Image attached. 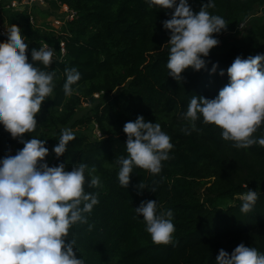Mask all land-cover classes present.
Here are the masks:
<instances>
[{"label": "trees", "instance_id": "1", "mask_svg": "<svg viewBox=\"0 0 264 264\" xmlns=\"http://www.w3.org/2000/svg\"><path fill=\"white\" fill-rule=\"evenodd\" d=\"M76 13L63 26L57 39L64 43L65 54L53 58L54 89L37 114V128L25 133L23 139L46 140L51 153L48 165L73 166L86 163L95 167L99 188L87 186L85 191L98 193L99 204L88 215V223L73 225L67 239L76 241L77 258L86 264H216L221 249L229 254L241 243L264 253V147L258 144L247 149L233 147L225 141L214 124L196 122L199 131L187 135L184 113L192 96L213 99L229 83L227 68L237 56L247 58L264 54V24L258 25L253 37L244 45L233 44L218 52L211 49L206 69L191 67L181 79L169 76L167 61L170 31L163 22L174 9L149 7L145 0H59ZM208 0H189L199 12ZM208 11L225 19L228 31L237 28L259 11L264 16V0H215ZM14 25L25 36L30 63L32 49L42 47L44 36L37 31ZM10 25L9 27H11ZM7 34L0 31V42ZM228 45V44H226ZM213 64L217 71L211 72ZM77 67L82 78L73 85V95L66 97L63 84L65 69ZM264 68V62H262ZM223 70L224 76L219 73ZM105 99L94 97L102 92ZM88 103V112L76 118L78 107ZM143 116L145 122H159L171 137L170 159L162 162L161 173L150 174L134 167L128 188L119 184L121 156H127V134L124 125ZM97 125L102 138L91 139L73 131L75 139L67 145L63 156L52 151L68 125L72 128ZM264 136V124L253 134ZM24 145L14 139L0 124V159L15 155ZM144 182L152 192L138 185ZM247 185L248 187H245ZM202 189L204 191L202 192ZM258 192V200L249 213L241 212L240 196L248 190ZM158 201V210L174 213L173 244H155L146 231L143 217L135 208L142 201ZM89 225H92L91 230Z\"/></svg>", "mask_w": 264, "mask_h": 264}, {"label": "clouds", "instance_id": "2", "mask_svg": "<svg viewBox=\"0 0 264 264\" xmlns=\"http://www.w3.org/2000/svg\"><path fill=\"white\" fill-rule=\"evenodd\" d=\"M149 7L174 9L171 18L163 22L170 31L167 69L169 76L181 79V74L191 67L195 71L206 69L210 50L220 41L213 34L227 29V22L208 9L215 8V0L204 3L199 12H194L189 0H145ZM66 5V4H65ZM68 6V5H67ZM241 28L243 25H240ZM28 45L25 36L14 25L7 28V40L0 42V124L24 147L15 155L0 159V264H86L85 258H77L74 239H67L69 231L77 223L87 224L88 215L99 204L98 193L85 191L86 174L90 177L87 186L99 188L100 178L94 173V166L86 163L73 166H49L45 157L49 149L47 141L33 136L24 140L25 133L36 130V116L43 102L53 93L55 71L45 69L53 63L55 52L49 45L32 49L29 62ZM264 54L237 56L227 68L229 83L213 99L192 96L184 119L188 121L182 131L190 135L199 131L196 122L214 124L221 131L225 141L233 147L247 149L258 144L264 147V136L253 134L264 124ZM218 64L211 69L215 73ZM225 75L223 70L219 73ZM66 80L63 92L66 97L73 95V85L81 80L77 67L65 69ZM127 134V156H121L119 184L128 188L133 168L147 170L150 174L161 173L162 162L170 159L173 144L171 137L162 131L159 122H145L141 115L124 125ZM59 143L52 151L59 158L66 152L67 145L75 139L71 129H63ZM245 187H248L245 185ZM149 188L144 182L139 190ZM241 212L249 213L258 200V192L248 190L243 194ZM135 213L143 217L146 231L155 244H173L175 225L171 209L158 210V201H142ZM92 225H89L91 230ZM216 264H264V253L255 247L239 244L229 254L221 249Z\"/></svg>", "mask_w": 264, "mask_h": 264}, {"label": "rangeland", "instance_id": "3", "mask_svg": "<svg viewBox=\"0 0 264 264\" xmlns=\"http://www.w3.org/2000/svg\"><path fill=\"white\" fill-rule=\"evenodd\" d=\"M66 9L65 5L60 4L59 0H0V31L7 34V28L15 23L22 25L24 28L35 30L45 37L42 39L43 46L49 45L54 48L53 58H62L64 56L63 51L56 43L59 35L63 33V26L68 21ZM241 24L243 25L242 28ZM262 24H264V16L257 11L247 21L239 23L236 29L226 32L222 38H219L220 43L213 49L222 52L225 49H230L233 44L244 45L249 41V37L254 36L256 27ZM98 99L105 98L101 96ZM89 108L88 103H82L78 107L76 118L83 117ZM65 128L71 129L80 135H86L91 139L95 138V133L98 131L97 126L94 124L81 128H72L71 125H68ZM31 139L28 138L27 140ZM49 155L45 157L44 162L48 161ZM203 191L204 189H202Z\"/></svg>", "mask_w": 264, "mask_h": 264}, {"label": "built area", "instance_id": "4", "mask_svg": "<svg viewBox=\"0 0 264 264\" xmlns=\"http://www.w3.org/2000/svg\"><path fill=\"white\" fill-rule=\"evenodd\" d=\"M65 7L67 8L66 12H67V19L68 20H71L73 19L75 16H76V13L73 11V10H70L69 7L67 5H65ZM50 48H52L54 50L53 47L49 46ZM61 50L63 51V55L65 54V47H64V43L62 42L61 43ZM104 95L103 91L102 92H97L94 94V97L95 98H101V96ZM97 126V125H96ZM98 128V127H97ZM95 138H102V133L98 130L96 133H95Z\"/></svg>", "mask_w": 264, "mask_h": 264}, {"label": "water", "instance_id": "5", "mask_svg": "<svg viewBox=\"0 0 264 264\" xmlns=\"http://www.w3.org/2000/svg\"><path fill=\"white\" fill-rule=\"evenodd\" d=\"M51 166H53V165H51Z\"/></svg>", "mask_w": 264, "mask_h": 264}]
</instances>
